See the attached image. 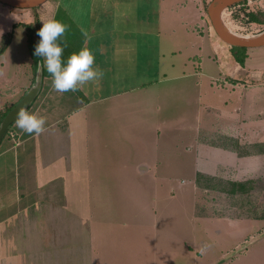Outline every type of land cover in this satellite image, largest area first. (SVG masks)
Returning a JSON list of instances; mask_svg holds the SVG:
<instances>
[{
    "label": "crops",
    "instance_id": "crops-1",
    "mask_svg": "<svg viewBox=\"0 0 264 264\" xmlns=\"http://www.w3.org/2000/svg\"><path fill=\"white\" fill-rule=\"evenodd\" d=\"M74 1L83 0H68L70 5ZM98 1L89 25L84 16L76 19L68 5L61 6L60 0H47L29 9L0 2V46L3 38H10L0 53V112L13 106L33 82L35 55L28 50L23 24L35 20L34 15L39 28L42 20L52 16L67 25L62 37L67 45L63 52L65 59L87 47L94 53V67L103 71L98 81L88 82L75 92L59 93L53 89L52 77L45 69L40 91L27 109L45 117V131L28 134L13 122L9 129L16 134L17 143L6 134L0 142V264H93L90 242L96 244L87 228L88 215L80 211L89 209V202H82L79 207L73 204L76 202L67 195L73 189L68 186L62 189L64 181L61 185L56 181L75 170L87 176V182L92 177L99 183L100 176L150 181L146 185L152 187V197L156 200L162 197L168 178L176 174L170 163H163L166 152L163 146L168 144L163 130L186 127L181 115L176 119L155 116L166 108L169 110L171 89L179 92L188 85L195 93L194 133L186 143V157L176 166L189 172L195 192L199 187L195 181L198 174L229 181L264 179V46L245 48L246 57L239 64L228 44L213 42L207 51L208 59L224 72L204 73L198 63L204 50L201 34L190 23L196 20L208 32L201 16L202 0H168L174 14L180 15L181 37L189 39L182 44L177 41L175 52L180 55L182 49L190 46L194 54L178 60L179 63L170 62L173 73L139 84L138 63L135 56L131 58L136 49V28L115 24L123 13L131 15L134 11L129 3L132 0H127L124 6L123 0ZM106 1L113 2L109 8ZM107 13H112L114 23L106 22ZM81 28L87 31V36ZM210 28L213 31L211 25ZM196 57H200L199 61ZM190 64L193 67L186 72ZM185 78L187 82L183 85L171 88L163 85ZM155 84L159 88L155 89ZM203 108L210 112L214 123L212 120L205 125L200 123L198 116ZM146 130H150L149 137ZM138 144L148 146L149 158L139 157L137 149L135 155L131 154ZM153 146L156 152L150 149ZM91 149L96 151L89 152ZM146 178L150 180H143ZM199 217L254 220L264 228L262 218ZM97 246L96 264H108L105 260L99 262L104 252Z\"/></svg>",
    "mask_w": 264,
    "mask_h": 264
},
{
    "label": "rangeland",
    "instance_id": "rangeland-1",
    "mask_svg": "<svg viewBox=\"0 0 264 264\" xmlns=\"http://www.w3.org/2000/svg\"><path fill=\"white\" fill-rule=\"evenodd\" d=\"M209 1L202 0L200 3L201 16L208 27V32L204 31V27H200V22L194 20L190 23L196 32L201 34L204 50L201 51V62L198 63L202 72L215 73L223 70L217 67L214 61L208 59L207 51L210 50L213 42H218L222 46L224 42L210 28L206 14ZM60 2L64 8L68 5V9L73 11L76 19H83L84 16L88 25L94 19V11L96 12L100 3L98 0L74 1L71 5L68 0H60ZM112 3L106 1L105 6L109 8V4ZM129 3L134 11L131 15L123 13L116 18L115 24L136 28V49L135 52L132 51L131 58L135 56L138 63V83L147 79L156 80L164 73L167 75L173 73L170 62L179 63L178 60L194 54L190 52V46L182 49L180 55L175 52L177 41L182 44L189 40L187 37H181L180 15L178 12L174 14L168 0H132ZM125 4H128L127 0L121 2L122 6ZM258 9H264V0H248L235 8H227L222 12L223 23L236 35L254 36L261 32L263 27L248 24L245 21V13ZM106 22L114 23L112 13H107ZM173 29L174 33L171 32ZM218 54L220 55L221 52L219 51ZM126 55L129 58L128 52ZM190 57L194 58V56ZM199 59L200 57H196V60ZM190 65L186 68V72L192 69L193 65ZM186 82L187 78L169 81L163 85H170L171 88ZM154 86L155 89L159 88V84ZM174 90L171 89L168 98L169 110L167 111L166 108L164 112L155 113V116L176 119L181 115L186 121V127L185 130L176 128L163 130L164 137L168 140V144L163 146L166 150L163 163L164 165L170 163L171 169H174L176 174L168 178L160 199L156 200L152 197V187L146 185L150 181L134 182L129 181L128 178L100 176L99 183L92 177L90 182H87V176H82L80 170H75L74 174L68 177L56 179L57 182H61L60 185L64 181L61 185L62 189L65 186L73 189L72 193H67L76 202L73 204H78L79 207L80 203L89 202L86 204L90 208L84 210L80 208V211L88 215L87 228L91 238L96 241H93L96 246L90 242L91 261L96 264L98 260V244L105 254L100 255L99 262L105 260L108 264H264V228L261 222L199 217L202 215L257 219L259 216H264V179L249 184L243 191L230 194L226 192L230 189L226 179L203 177L199 179L201 186L195 192L189 172H182L183 168L176 167L186 157L185 146L194 133L192 98L195 93L188 85L183 91ZM198 119L202 125L211 120L214 123L210 112L207 113L204 108ZM149 131L146 130L148 137ZM160 134L162 135V132ZM138 137L141 138V135ZM152 137H156L155 133ZM220 141L226 145L224 139ZM147 147L138 144L132 148L131 154L135 155L137 149L139 157L149 158ZM101 148L104 149L103 146ZM150 149L156 152V147ZM95 151L96 149H91L89 152ZM101 153L106 155L103 150ZM147 178L143 180H150ZM66 182L68 184H65ZM82 187L85 188L83 192ZM151 209L154 211L153 215ZM204 245L208 247L202 254L200 249Z\"/></svg>",
    "mask_w": 264,
    "mask_h": 264
},
{
    "label": "clouds",
    "instance_id": "clouds-1",
    "mask_svg": "<svg viewBox=\"0 0 264 264\" xmlns=\"http://www.w3.org/2000/svg\"><path fill=\"white\" fill-rule=\"evenodd\" d=\"M66 29L67 25L55 16L42 20V26L36 32L40 39L34 48V55L43 59L42 64L37 63V72L42 73L46 69L52 77L53 89L59 93L75 92L81 86L96 82L103 76V71L98 66L94 67V53L87 47L72 52L66 59L63 57L67 45L62 42V37ZM81 32L88 35L83 28ZM15 123L23 132L38 135L45 131L46 119L35 112L20 108ZM207 247H201L202 254Z\"/></svg>",
    "mask_w": 264,
    "mask_h": 264
},
{
    "label": "water",
    "instance_id": "water-1",
    "mask_svg": "<svg viewBox=\"0 0 264 264\" xmlns=\"http://www.w3.org/2000/svg\"><path fill=\"white\" fill-rule=\"evenodd\" d=\"M45 1L47 0H0L3 4L19 9L35 8ZM241 1L243 0L209 1L206 7V14L213 31L222 42L229 46L244 48L264 46V30L255 36L249 37L236 35L225 27L222 20V12ZM37 63L41 64V58L35 56V73L33 82L24 95L5 113L0 121V142L5 136L8 127L15 122L18 109L24 108L27 110L40 91L43 72H37Z\"/></svg>",
    "mask_w": 264,
    "mask_h": 264
},
{
    "label": "trees",
    "instance_id": "trees-1",
    "mask_svg": "<svg viewBox=\"0 0 264 264\" xmlns=\"http://www.w3.org/2000/svg\"><path fill=\"white\" fill-rule=\"evenodd\" d=\"M248 0H243L239 3L234 4L233 6H231L230 8H235V6L240 5L245 3ZM245 21L248 24H252V25H256V26H262L264 29V9H258V10H249L245 13ZM26 28V32H27V45H28V50L30 52V54L34 57V48L36 43L39 40V37L36 35L37 30L39 29L38 26V19L37 17H35V20L33 23H24L23 24ZM262 29V30H263ZM9 37L3 38V41L1 43L0 46V53L4 50L5 46L8 44L9 42ZM230 51L231 54L233 56V58L235 59V61L239 64H242L245 57H246V49L244 47H237V46H230ZM7 107L5 110L0 112V121L2 119V117L5 115V113L11 108ZM11 127V125L8 127L7 131L9 130V128ZM215 178L212 176H207L204 174H198L196 176V184L197 186H201V184L199 183V179L200 178ZM254 181L252 180H246V181H229L226 180V183L230 185V189H227L226 192L230 193V194H235L239 191H243L246 189V187L253 183ZM257 218H264V216H259Z\"/></svg>",
    "mask_w": 264,
    "mask_h": 264
},
{
    "label": "built area",
    "instance_id": "built-area-1",
    "mask_svg": "<svg viewBox=\"0 0 264 264\" xmlns=\"http://www.w3.org/2000/svg\"><path fill=\"white\" fill-rule=\"evenodd\" d=\"M6 135L10 137V139L13 141L14 144L17 143V136L13 131L9 129L8 131H6Z\"/></svg>",
    "mask_w": 264,
    "mask_h": 264
}]
</instances>
